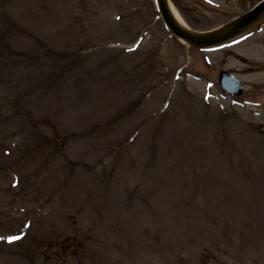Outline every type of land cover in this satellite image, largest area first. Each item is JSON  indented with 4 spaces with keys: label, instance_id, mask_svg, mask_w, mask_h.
Here are the masks:
<instances>
[{
    "label": "rangeland",
    "instance_id": "rangeland-1",
    "mask_svg": "<svg viewBox=\"0 0 264 264\" xmlns=\"http://www.w3.org/2000/svg\"><path fill=\"white\" fill-rule=\"evenodd\" d=\"M0 264H264V16L194 47L153 0H0Z\"/></svg>",
    "mask_w": 264,
    "mask_h": 264
},
{
    "label": "water",
    "instance_id": "water-1",
    "mask_svg": "<svg viewBox=\"0 0 264 264\" xmlns=\"http://www.w3.org/2000/svg\"><path fill=\"white\" fill-rule=\"evenodd\" d=\"M159 5L160 12L167 22L172 31L179 37L186 39L193 45H214L221 42H224L234 36L239 30L247 27L253 21H255L263 12H264V1L257 4L251 11L242 15L241 17L234 20L226 29V31L222 33H216L209 36H200V35H189L184 31L180 30L176 24L174 23L168 9L166 7L165 0H157ZM219 83L220 86L225 89L227 92L233 95H241L242 94V85L241 83L226 73L225 71H221L219 75Z\"/></svg>",
    "mask_w": 264,
    "mask_h": 264
},
{
    "label": "bare ground",
    "instance_id": "bare-ground-1",
    "mask_svg": "<svg viewBox=\"0 0 264 264\" xmlns=\"http://www.w3.org/2000/svg\"><path fill=\"white\" fill-rule=\"evenodd\" d=\"M167 7H168V12L170 13V16L172 17L174 23L176 24V26L184 31L186 34H196L189 26L188 24L182 19V17L179 15V13L176 11V9L174 8V6L167 0ZM264 16V12L259 16L258 19H261ZM257 19V20H258ZM228 25L219 28L216 31H213L212 33H222L224 31H226ZM210 33V34H212ZM181 42L184 43L186 46H189V42L185 39H181Z\"/></svg>",
    "mask_w": 264,
    "mask_h": 264
},
{
    "label": "snow or ice",
    "instance_id": "snow-or-ice-1",
    "mask_svg": "<svg viewBox=\"0 0 264 264\" xmlns=\"http://www.w3.org/2000/svg\"><path fill=\"white\" fill-rule=\"evenodd\" d=\"M17 239H20V237H13L9 240V243H11L13 240H17Z\"/></svg>",
    "mask_w": 264,
    "mask_h": 264
}]
</instances>
